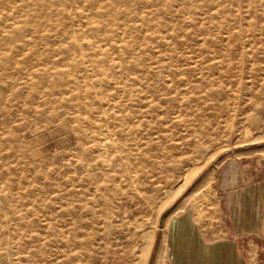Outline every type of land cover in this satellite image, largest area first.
<instances>
[{"label":"rangeland","instance_id":"1","mask_svg":"<svg viewBox=\"0 0 264 264\" xmlns=\"http://www.w3.org/2000/svg\"><path fill=\"white\" fill-rule=\"evenodd\" d=\"M253 187L264 0H0V264H160Z\"/></svg>","mask_w":264,"mask_h":264},{"label":"crops","instance_id":"2","mask_svg":"<svg viewBox=\"0 0 264 264\" xmlns=\"http://www.w3.org/2000/svg\"><path fill=\"white\" fill-rule=\"evenodd\" d=\"M257 190L239 193L230 207L232 221L219 219L211 233L196 218H169L161 232L160 264H264V217L257 212Z\"/></svg>","mask_w":264,"mask_h":264}]
</instances>
